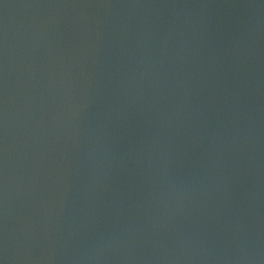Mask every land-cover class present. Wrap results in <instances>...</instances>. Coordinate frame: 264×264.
Segmentation results:
<instances>
[{"label":"water","instance_id":"1","mask_svg":"<svg viewBox=\"0 0 264 264\" xmlns=\"http://www.w3.org/2000/svg\"><path fill=\"white\" fill-rule=\"evenodd\" d=\"M0 264H264V0H0Z\"/></svg>","mask_w":264,"mask_h":264}]
</instances>
